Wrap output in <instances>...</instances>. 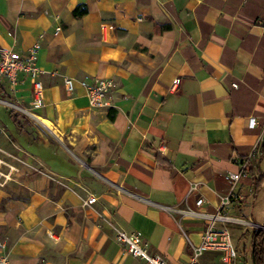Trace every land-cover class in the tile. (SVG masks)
<instances>
[{"label": "crops", "instance_id": "crops-1", "mask_svg": "<svg viewBox=\"0 0 264 264\" xmlns=\"http://www.w3.org/2000/svg\"><path fill=\"white\" fill-rule=\"evenodd\" d=\"M35 42L43 104L31 106L21 73L12 94L0 84V96L47 124L15 110L0 119V151L11 157L0 152V161L24 174L0 186L12 264H144L116 230H139L150 254L183 264L206 232L224 229L231 263L254 264L251 236L264 224V180L254 183L264 175V0H0V45ZM103 76L114 80L109 106L90 107L78 82ZM230 172L241 173L234 185ZM90 194L95 203L82 204ZM220 257L209 249L196 262L225 264Z\"/></svg>", "mask_w": 264, "mask_h": 264}, {"label": "built area", "instance_id": "built-area-1", "mask_svg": "<svg viewBox=\"0 0 264 264\" xmlns=\"http://www.w3.org/2000/svg\"><path fill=\"white\" fill-rule=\"evenodd\" d=\"M103 23L101 27H104ZM112 28L111 25H108ZM41 44L35 42L26 51H17L12 48H5L0 45V84L8 83V91L11 93L14 90V85L17 81L19 73H21L24 78H28L31 82V106L37 107L43 104V83L41 81L40 75L43 72L42 68L36 65L37 60V50H39ZM178 79L175 80V83ZM63 85L67 92H72L76 88L74 79L71 77H63ZM78 85L83 88L85 96L87 98L88 104L93 108H103L109 106V93L114 87V80L111 77H94L89 80H80ZM236 87V83L231 84ZM12 94V93H11ZM7 103L13 110H18L19 112L33 117L34 120L38 119L41 125L46 126L39 118L35 115L34 111L30 108H22L17 106L10 101ZM256 124V120L251 117L249 119V126L253 127ZM261 132L264 134V123L261 124ZM240 172H230L227 174V179L234 185L240 177ZM97 197L90 194L84 200V205H91L95 203ZM228 201V198H227ZM203 202L202 198L197 200L198 204ZM257 228H264V226L259 225ZM116 241L125 247V251L134 257H138L143 260L144 264H167L165 259L157 254H150L146 245L143 241V236L141 232L135 231L131 233H126L122 230H116L114 233ZM219 250L221 251V260L225 264H232V259L236 258L237 252L233 244L232 237L226 229L221 231L209 230L205 233L200 244L195 246V253L190 262H185L183 264H197V255L201 254L205 250ZM0 264H12L6 252V242L0 240Z\"/></svg>", "mask_w": 264, "mask_h": 264}, {"label": "rangeland", "instance_id": "rangeland-1", "mask_svg": "<svg viewBox=\"0 0 264 264\" xmlns=\"http://www.w3.org/2000/svg\"><path fill=\"white\" fill-rule=\"evenodd\" d=\"M0 98H2V99H6L7 101H10L11 103H14V104H16L17 106H19V108L20 107H22L23 108V105L22 104H20V103H16L15 101H13V100H11L10 98H8V97H2V96H0ZM10 106H12V105H10ZM7 103L5 104V103H2V102H0V119L3 121V122H6V123H8V122H10V116H9V113H10V110H11V107H10ZM16 112H18V113H21V112H19L17 109L15 110ZM46 123V122H45ZM29 126L31 127V129H32V126L29 124ZM32 131H34V129L32 130ZM29 149V151H31V152H33V153H41V150H39V149H41V148H39V147H35V146H33V147H29L28 148ZM1 152V151H0ZM3 155H5L7 158H11L9 155H6L4 152H1ZM4 159L2 158V161H0V186H2V185H6L8 182H10V181H14V179L13 178H17L18 179V181L16 182V184L18 183H20V178L22 177L23 178V175L24 174H19V172L17 171V169H15V168H11V167H9L8 165H7V161H3ZM13 161L15 162V163H17V165H18V167L17 168H19V166L20 165H22V164H24V162L21 160V158L20 157H15L14 159H13ZM20 193H21V191H19ZM233 240V239H232ZM234 242V241H233ZM245 243H246V247L248 248V246H249V244H250V240H249V237H247L246 239H245Z\"/></svg>", "mask_w": 264, "mask_h": 264}, {"label": "trees", "instance_id": "trees-1", "mask_svg": "<svg viewBox=\"0 0 264 264\" xmlns=\"http://www.w3.org/2000/svg\"><path fill=\"white\" fill-rule=\"evenodd\" d=\"M87 11L85 5H77L73 9L72 13L74 16H82ZM13 112V109L10 110ZM115 112L110 108L108 110V117L110 119L114 118ZM15 115V114H14ZM262 153H264V142L261 145ZM262 180H264V175H260L254 183L258 185ZM264 226V224H262ZM251 247H252V260L254 264H264V228H256L252 232L251 236Z\"/></svg>", "mask_w": 264, "mask_h": 264}, {"label": "bare ground", "instance_id": "bare-ground-1", "mask_svg": "<svg viewBox=\"0 0 264 264\" xmlns=\"http://www.w3.org/2000/svg\"><path fill=\"white\" fill-rule=\"evenodd\" d=\"M43 123H45L44 121H43ZM46 124V123H45ZM47 125V124H46Z\"/></svg>", "mask_w": 264, "mask_h": 264}]
</instances>
